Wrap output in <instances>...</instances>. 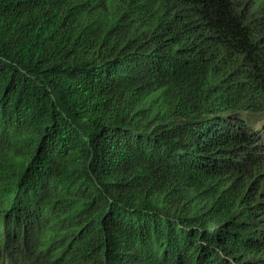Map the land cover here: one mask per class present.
Segmentation results:
<instances>
[{"label":"trees","instance_id":"obj_1","mask_svg":"<svg viewBox=\"0 0 264 264\" xmlns=\"http://www.w3.org/2000/svg\"><path fill=\"white\" fill-rule=\"evenodd\" d=\"M0 264H264V0H0Z\"/></svg>","mask_w":264,"mask_h":264}]
</instances>
